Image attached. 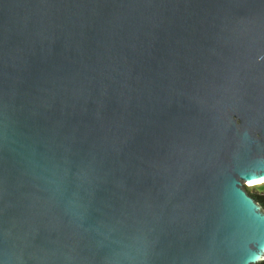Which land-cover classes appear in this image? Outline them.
Returning <instances> with one entry per match:
<instances>
[{"label":"water","instance_id":"95a60500","mask_svg":"<svg viewBox=\"0 0 264 264\" xmlns=\"http://www.w3.org/2000/svg\"><path fill=\"white\" fill-rule=\"evenodd\" d=\"M264 0H0V264H258Z\"/></svg>","mask_w":264,"mask_h":264},{"label":"trees","instance_id":"16d2710c","mask_svg":"<svg viewBox=\"0 0 264 264\" xmlns=\"http://www.w3.org/2000/svg\"><path fill=\"white\" fill-rule=\"evenodd\" d=\"M248 194L253 197L264 209V187L262 191H250L246 189ZM258 264H264V261Z\"/></svg>","mask_w":264,"mask_h":264},{"label":"rangeland","instance_id":"374dc122","mask_svg":"<svg viewBox=\"0 0 264 264\" xmlns=\"http://www.w3.org/2000/svg\"><path fill=\"white\" fill-rule=\"evenodd\" d=\"M264 187V181L261 183H250L247 182L245 183V188L250 190V191H262V188Z\"/></svg>","mask_w":264,"mask_h":264},{"label":"bare ground","instance_id":"6f19581e","mask_svg":"<svg viewBox=\"0 0 264 264\" xmlns=\"http://www.w3.org/2000/svg\"><path fill=\"white\" fill-rule=\"evenodd\" d=\"M263 181H264V179H263V180H261V181L255 182V183H257V184H258V183H261V182H263Z\"/></svg>","mask_w":264,"mask_h":264}]
</instances>
